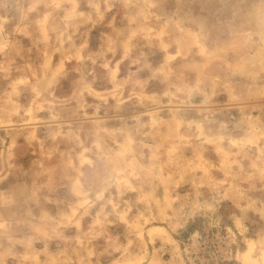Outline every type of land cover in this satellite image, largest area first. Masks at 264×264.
<instances>
[{
  "label": "rangeland",
  "instance_id": "1",
  "mask_svg": "<svg viewBox=\"0 0 264 264\" xmlns=\"http://www.w3.org/2000/svg\"><path fill=\"white\" fill-rule=\"evenodd\" d=\"M95 2L100 3L103 20L91 7ZM21 3L27 9L32 0ZM74 3L75 11L72 4L60 10L42 5L25 21L30 25L26 34L14 32L20 14L9 13L7 32L13 47L0 55V65L10 66L9 73L0 71V264H114L123 256L116 249L127 247L129 241L133 242L131 253L142 254L137 233H143L149 255H155L160 264H180L159 232H153L155 244L149 242V230L168 228L161 220L166 197H179L172 205L175 209L185 200H194L197 191L201 202L211 201L218 199L213 185L220 182H225L224 189L232 186L245 197L229 193L214 216L201 214L187 230L173 236L180 242L181 253L190 249L184 264H238L234 258L237 248L247 250L244 238L237 233V244L229 248L224 226L235 232L233 218H238L248 229V239H264V178L257 170L264 168V0ZM48 12L53 13V25L61 29L65 17L72 14L69 33L79 26L73 37L76 46L87 40L89 47L83 55L92 56L96 63L87 59L83 64L75 59L68 62L64 54L57 53L49 76L62 61L64 71L38 100L37 93L42 91L38 81L44 77L47 57L35 22ZM79 13L84 14L83 19L77 18ZM0 15L5 13L0 11ZM88 16L91 22H86ZM161 33L169 46L167 54L155 38ZM109 37L118 40L115 54L107 53ZM127 40L131 51L124 59L122 45ZM47 50L51 55L52 48ZM166 55L176 58L165 67ZM109 62L111 70L119 63L115 82L112 71L103 66ZM162 68L164 73L170 70L169 78L158 74ZM24 79L30 83H15ZM14 83L17 94L13 93ZM118 84L123 87L113 98L110 93ZM86 85L106 96L107 103L86 91ZM197 85L200 90L189 100L188 91ZM178 88L184 92L178 93ZM166 92L179 99L172 101ZM141 93L158 102L142 101ZM38 104L41 110H36ZM30 108L36 123L26 124L30 117L25 112ZM17 109L19 115L14 114ZM153 113H159L156 126L137 131L140 125L151 123ZM189 124H202L204 135L213 142L196 139V129ZM69 132L79 133L86 145L97 133L112 147L113 141L124 143L127 136L132 137L136 177L130 183L135 191H126L118 200L120 213L131 208L123 219L109 207L97 224L100 206L79 227L65 219L74 200L62 179L63 168L76 145L57 133ZM148 132L151 135L145 136ZM221 135L236 146L228 139L218 144L215 138ZM201 182L205 186L197 189ZM142 198L147 199L140 202ZM253 201L252 209L241 211ZM141 214L143 219H139ZM217 219L220 228L212 226ZM196 231L200 238L191 247Z\"/></svg>",
  "mask_w": 264,
  "mask_h": 264
},
{
  "label": "clouds",
  "instance_id": "2",
  "mask_svg": "<svg viewBox=\"0 0 264 264\" xmlns=\"http://www.w3.org/2000/svg\"><path fill=\"white\" fill-rule=\"evenodd\" d=\"M107 2V0H105ZM131 4V0H129ZM65 4H72L73 11L77 5L74 3V0H32L27 9L24 8L21 0H0V11H3L5 15H0V55H4L9 52V49L13 47L10 43L7 25L11 23L9 18V13L13 10L20 14V24H18L14 32L17 34H26L28 32L29 24H26L25 21H28L29 16L32 13L37 12V10L43 5L47 8H52L55 10H60L64 7ZM91 7L95 8L96 13L99 15V18L103 20L104 15L101 12V6L99 2H95L91 4ZM111 11V7L108 9ZM77 18H84L83 13H79ZM71 19H73L72 14H69L65 17L64 27L60 28L59 25H53V13L48 12L43 19L37 20L36 26L39 29L40 35L42 37L41 42L46 45V51L44 55L47 57V64L45 66V73L42 80H39L38 83L42 86V91L37 93V99H41L44 96V93L51 88L52 84L57 79V76L64 71V61L61 62L60 68L52 72L51 76H49V71H51V60L57 53H62L65 56V59L68 62L75 59L79 63L83 64L85 60H91L93 64L96 63V60L93 59L92 56L85 57L83 55L84 51L89 47L87 40L81 44L79 47L76 46L74 41V36L79 31V26H77L76 32L69 33V29L72 28V24L70 23ZM92 17L88 16L86 18V22H91ZM53 34L55 35V42H53ZM161 41V50L167 54L168 45L163 43V33L159 34L155 37ZM58 44V47L54 46ZM130 40L123 42V47L125 50L124 59L128 58V54L131 51ZM118 40H114L111 37L108 38V46L107 53L115 54L117 48ZM47 48H52V53L49 55ZM107 53L103 54L106 55ZM177 55H180L178 53ZM176 57L166 55V63L175 59ZM121 61L120 63H122ZM138 63V61H137ZM109 63H105L103 66L106 69H109ZM112 71V79L113 82L116 80V76L119 75V63L116 66L115 70ZM0 71L5 73H9L10 66L8 65H0ZM160 75H164L165 78H169L171 72L169 70L168 73H164L163 68L160 70ZM35 76V73H33ZM20 84H29L30 81L27 79L15 82ZM15 83L12 85L13 93H16ZM127 83V81H125ZM139 84V82H137ZM123 85H117V88L110 95L113 98L117 97V93H120ZM86 91H89L90 94L96 95L97 98L104 100L107 103V97L101 95L100 93L92 92L91 86L86 85ZM199 85L197 87L192 88L188 91L187 95L189 100L192 98V93L199 91ZM178 93H183L184 89L178 88ZM165 96L171 97L172 101H176L179 97L172 92H166ZM139 98L143 100H150L154 103H157L155 97H149L140 94ZM46 102V101H45ZM123 103V101H121ZM179 103L186 104L187 100H179ZM207 103V101H205ZM42 105H36V110H41ZM34 110L32 108L28 109L25 112V116L30 117V119L26 120V124L36 123L34 115ZM15 115H19V109L14 113ZM153 119L150 124L140 125V128L137 131L142 130L143 128H151L155 127L157 124V120L155 117L159 115V113H153ZM196 129L195 138L199 140H203L204 143H212L213 141L207 138L203 132L202 124H189V128ZM226 127V126H225ZM151 132L145 133V136H150ZM58 137H63L64 139H72L75 143L76 147L73 149V155L68 158L63 168V176L62 179L66 181V187L68 194L71 198H73L74 203L70 205L71 214L66 216L65 219L68 220L69 223L75 222L76 226H80V221L91 214L92 210L100 206V211L97 214L96 223L99 224V217L105 215L106 210L111 207L113 213H117L121 216V219L126 217L129 212H131V208L129 207L124 213H120V203L119 199H122L125 195L126 191H135L131 187V179L136 177L135 171V157L132 150V145L134 143L132 137L129 135L126 137L124 143H115V147H112L108 141L102 137L99 133L95 135L92 139L90 145H86L85 140L81 137L79 133L69 132L68 134L57 133ZM33 138H35V134L33 133ZM228 139L229 142L236 146V142L229 139L227 136H219L215 138L218 144H222L224 140ZM147 147V145H145ZM77 149H79L77 151ZM220 152H223L222 147H218L217 149ZM262 156H264V152H262ZM131 157V159H130ZM255 167V166H254ZM260 172L262 178H264V168L257 169ZM250 179H252L250 177ZM225 182H220L219 184L213 185V191L216 193L217 198H213L211 201L201 202V194L199 191L196 193V198L194 200H185L184 203L180 204L179 209H175L172 207L173 204L179 202V197L176 200H171L166 197V206L161 210V220L163 223L168 225L166 229H155L149 230V236L152 244H155V239L152 238L153 232H159L161 234V238L163 239L165 244L171 245L174 250V258L178 259L180 264H184V255H190V249L185 248L184 253L180 251V242L174 238L175 236H179L180 231H185L189 228L190 224H194L197 217L203 214V216L207 217L209 214L214 216L218 212V205L222 203L224 200L229 198V193L235 194V192L239 193V197L243 199L245 194L240 190H234L232 186L228 189H224L223 185ZM179 186V185H177ZM205 184L201 182L196 185L197 189L204 187ZM115 190V193L114 191ZM147 198H142L140 202H144ZM159 207V201L156 202ZM256 202L253 201L248 204L247 208H242L241 211H248L252 209ZM239 207V205H237ZM149 212H151V206H149ZM171 211L172 215H167V212ZM107 217L105 216V219ZM143 214L139 217V219H143ZM261 218L264 219V213L261 214ZM152 219H156L152 217ZM127 222L126 220L124 221ZM150 221H146V224ZM234 225L236 227V231L234 232L231 226H224V231L228 234V239L230 241L229 248L233 244H237V233H239L240 237H243V243L246 245L247 250L241 252L239 248H237V252L235 255V259L238 261V264H264V239L260 241H253L246 237V233L248 232L247 227L244 225L242 220L238 218H233ZM214 227L220 228L221 221L217 219L215 223L212 225ZM132 227V225H130ZM137 238L140 240L143 245L142 254L133 255L130 249L133 247V242L129 241L127 247L121 249L117 248V251H122L123 256L121 259L114 262V264H160V261L156 258L155 255H149L147 251L148 242H145L143 239V233H137ZM200 238V233L198 231L193 232L192 241L193 244L191 247H196V242ZM229 258L231 259V253H229Z\"/></svg>",
  "mask_w": 264,
  "mask_h": 264
}]
</instances>
